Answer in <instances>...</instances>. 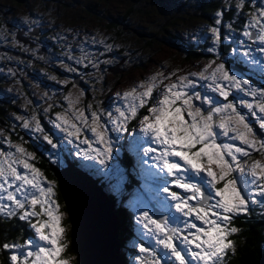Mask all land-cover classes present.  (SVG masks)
Wrapping results in <instances>:
<instances>
[{
    "label": "snow or ice",
    "instance_id": "1",
    "mask_svg": "<svg viewBox=\"0 0 264 264\" xmlns=\"http://www.w3.org/2000/svg\"><path fill=\"white\" fill-rule=\"evenodd\" d=\"M248 2L237 0V11H243ZM222 15L217 12L214 25L207 29L210 37L191 38L197 45L211 40L207 51L214 58L200 71L178 76L155 97L157 77L118 93L123 103L116 106L115 114L91 110L88 105L89 118L85 109H75L78 98L69 96L65 112L50 118L57 135L64 134L61 139L66 140L64 150L69 156L74 150L82 162H95L82 166L107 178L114 145L129 122L147 107L138 134L130 141L146 181L142 185L146 195L125 205L141 241H132L133 264H228L236 250L231 237L240 231L235 219L250 216L254 206L264 213V162L253 158L264 156V86H253L224 59L220 49L232 38L222 32ZM226 27L231 29V23ZM241 35L230 54L264 75V5L247 13ZM68 59L76 60L70 54ZM88 62L98 67V62ZM172 76L161 73L159 83ZM17 119H23L24 129L40 133L51 149L59 147L37 115ZM8 146L14 150H0V219L24 222L32 234L23 243H0V264H70L63 255L66 229L56 181L48 180L33 163L34 152L11 141ZM50 155L56 156L53 163L64 166L59 152ZM123 181L120 176L112 188L117 195Z\"/></svg>",
    "mask_w": 264,
    "mask_h": 264
},
{
    "label": "rangeland",
    "instance_id": "2",
    "mask_svg": "<svg viewBox=\"0 0 264 264\" xmlns=\"http://www.w3.org/2000/svg\"><path fill=\"white\" fill-rule=\"evenodd\" d=\"M67 1L75 7L76 2L83 3L85 0H28L25 5L21 6L9 0H0V40L7 38L10 34L13 35V33H7L6 22L16 27L26 26L29 29L42 27L43 30H50L51 33L54 31L53 35L56 36H51L54 47H51L50 52L45 56L37 57L34 52L24 50L37 59L36 63L0 56V133L3 134L0 135V150L13 151L14 149L8 146V141H11L12 144H19L27 151L34 152L33 163L37 167L41 158L44 157L46 161L59 168L88 173L89 177L99 182L100 185L97 184L102 192L114 199L113 208L115 210L122 208L132 216L131 211L125 205L138 195H146L142 187L146 181L140 175L139 158L135 152L130 150V141L137 136L139 120L147 114V107L141 109L137 118L129 122L128 130L122 134L123 138L114 145L113 159L109 162L111 173L107 178L94 174L95 169L82 166V164L95 162H82L74 150L69 156L68 151L64 150L66 140L61 139L64 134L57 135L58 130L54 129L50 118L54 119L56 113L65 112L68 108L67 97L69 96L73 100L78 98V103L74 105L75 109H85L89 118L91 111L87 110L88 105L92 106L91 110L105 114L112 111L115 114L116 106L123 103L118 98V93L122 95L144 81L157 77V88L153 93L155 97L164 85L171 84L178 76L200 71L214 58L207 51V48L211 46V40H201L197 45L191 38L193 36L210 37L207 29L214 25L217 18L216 13L221 11L223 12L222 32L228 33L232 38L222 46L227 48L226 51L220 49L224 59L229 58L235 64L246 68L245 72H240L234 67L244 78L249 79L253 86H264V75L252 71L245 64L236 62V58L230 54V50L243 39L241 30L247 13L264 5V0H249L243 11H237L235 7L237 0H89L86 4L92 5V8L87 14L85 7L76 13L61 9L60 4ZM8 9L11 10V14L3 17V12ZM238 17L244 18L241 26L237 23ZM76 18L80 21L73 25L72 20ZM114 20L117 24L125 21L124 24L145 33L147 38L139 40L126 32L117 35L116 30L121 31L120 27L114 28ZM229 23L232 25L231 29L226 27ZM97 45H102L104 52L108 53H115L118 50V57L113 61L95 59L96 48L94 47ZM190 45L203 56L188 59L189 54L186 50ZM243 50L240 49L241 53ZM69 54L81 62L76 63V60L68 59ZM254 55L260 56L261 54L254 53ZM120 59H124L122 66H119L123 72L113 76L107 69L116 65ZM89 60L98 62V67H93L88 62ZM69 68H74L76 71H69ZM161 73L165 76H172V73H176V76L160 84ZM74 76L80 77L85 84L84 88H79L73 83ZM198 90L203 91V89ZM247 99L251 100V98ZM50 105L51 108H49ZM46 109L49 111L46 112ZM33 115L38 116L45 131L50 134L54 142L58 143L57 149H51L40 133L24 129L23 119H17V116L28 119ZM85 134L90 136V133ZM142 146L147 147L148 145L143 144ZM67 148L72 150L71 145H67ZM56 152L60 153V159L64 162L63 167L52 162L56 156L50 153ZM253 158L264 162V156L257 154ZM122 159H127L129 162L124 164ZM100 167L96 164V168ZM44 176L50 181H56L54 178H48L45 173ZM120 176L124 177V181L120 195H117L112 188L117 184ZM57 189L56 182V199L59 201ZM59 206L61 212L64 213L62 224L66 229L68 247L67 233L70 224L69 221L65 224L67 213L63 204ZM252 214L264 219V213L261 212L259 206L253 207ZM133 225L134 221L131 220L132 231L127 234V241L119 250V252H126L123 255L122 264H133L135 251L132 241L135 240L137 244L141 242L136 236ZM63 255L69 259L70 264H74L76 257L67 254V249ZM77 257L79 260L80 256ZM82 264H86L85 260H82ZM88 264H93V262ZM117 264L120 262L118 261Z\"/></svg>",
    "mask_w": 264,
    "mask_h": 264
},
{
    "label": "water",
    "instance_id": "3",
    "mask_svg": "<svg viewBox=\"0 0 264 264\" xmlns=\"http://www.w3.org/2000/svg\"><path fill=\"white\" fill-rule=\"evenodd\" d=\"M12 1L17 5H23L26 2V0ZM9 13L10 11H5L3 16H8ZM123 28H130L140 39L147 37L146 34L135 28H131L128 24H123ZM15 38L23 43L28 42V39L23 37L22 30L16 31ZM0 50L1 52L5 51L3 47H0ZM7 53L21 58L25 57L24 54L12 50H7ZM121 63H123V61ZM122 72L119 65L115 66L110 71L113 76ZM73 83L79 88H84L85 86L78 76L74 77ZM257 131L259 132L260 130L257 128ZM48 169L55 177L66 207L73 245L75 247V252L80 256V263L82 264V260H85L86 264L94 261L88 258L83 249L79 247L78 243L81 239L88 241V244L84 245V247L89 250L90 248H94L92 246H94L102 236L113 233L112 237L114 238V242L112 244V253H110V255L107 253L108 255L106 254V257L98 258V260L95 258L93 259H95L96 264H100L101 262L105 263L106 261H110L112 264H117L119 261L120 264H122L119 258L120 246L118 242V225L113 204L102 192L101 187L97 184L98 182L77 169V171H75L69 168H59L50 162H48ZM257 264H264V255L260 256Z\"/></svg>",
    "mask_w": 264,
    "mask_h": 264
},
{
    "label": "trees",
    "instance_id": "4",
    "mask_svg": "<svg viewBox=\"0 0 264 264\" xmlns=\"http://www.w3.org/2000/svg\"><path fill=\"white\" fill-rule=\"evenodd\" d=\"M237 23H239L241 26L244 23V18L238 17ZM240 26L238 27L240 28ZM221 50L226 51L227 48L225 49L224 47H221ZM186 52L189 54L187 56L188 59H192V58L196 59V58H200L203 56L202 53L195 51L191 45L188 47ZM227 61L229 65L237 68V70H239L240 72L246 71V68L242 67L241 65L235 64V62H233L229 58L227 59ZM36 158L40 159V157H36ZM122 162L124 164H127L129 161L127 159H122ZM73 165L76 166L75 164ZM38 167L45 173V175L48 178L55 179L53 174L49 171L48 161H46L44 157L41 158L40 163L38 164ZM134 183L136 184V182ZM57 190H58L57 198L59 200L58 202L59 204H63L64 210L66 211V207L64 205L59 188ZM108 199L111 201L112 204L115 202L114 199L109 195H108ZM114 213H115L117 225H118V242H119V246L121 249V247H124L127 241V234H129L132 231L131 219H130L131 214L127 213V211L122 208H119L118 210L114 209ZM68 221L69 219L67 215V218L65 219V224H68ZM234 226H237L240 231L238 234H234L231 237V240L235 244L236 250L234 254L229 256L228 264H257L260 256L264 255V233H263L264 219L261 216H258L256 214H251L250 216L241 215L235 219ZM31 234L32 233L30 229L28 228V225L24 222L18 221L13 218H9L7 220L0 219V243H3V242L11 243L13 241L17 243H23L24 239L28 235H31ZM67 239L69 242L68 247H67V254H71L72 256L76 257L74 260V264H81L80 261L77 259L78 254L75 252L74 247H73L72 234H71L70 229L67 233ZM124 254H126L125 251L119 252V258L121 259V261H124V257H123ZM107 255L105 254L102 257H106ZM98 258L100 259L101 257H98ZM98 258H95V259L98 260ZM90 259H92V261L94 260L93 264H96L95 259L93 258H90ZM107 259H110V258H107ZM100 264H112V263L110 261L108 262L106 261L105 263L101 262Z\"/></svg>",
    "mask_w": 264,
    "mask_h": 264
},
{
    "label": "flooded vegetation",
    "instance_id": "5",
    "mask_svg": "<svg viewBox=\"0 0 264 264\" xmlns=\"http://www.w3.org/2000/svg\"><path fill=\"white\" fill-rule=\"evenodd\" d=\"M9 1H11L13 4H15L12 0H9ZM27 1L28 0H26V2L23 5H25L27 3ZM88 1L89 0L83 1L84 4L80 3V2H76L75 3V7H72L71 2L67 1V2L61 3L60 6H61V9L65 10V11L70 10L73 13H76L79 10H81V8L85 7V12L87 14L92 8V5L86 4ZM15 5H17V4H15ZM5 11H10L9 15L11 14V10L8 9V10H5ZM8 16H3V17H8ZM78 21H80L79 18H76V19L72 20L73 25H74V23H76ZM114 23H115L114 28L120 27V31L121 32H119L118 30H116V32H115L117 35L119 33L122 34V33L126 32V33L132 34L133 36H135L139 40H145L147 38L146 37V38L140 39L131 31L130 28L124 29L123 28V24H124L123 22H120V23L117 24V22L114 20ZM5 27H6L5 29H6L7 33H13V35L10 34L12 36V38H11L10 35H8L7 38H4V39L0 40V47H3L5 49V51H2V52L0 50V56H2V57H10V58H13L14 60L24 61V62H27V63L28 62L36 63L37 59L32 57V56H30L29 54H27L24 50H30V51L34 52L37 57H40V56H45L48 52H50V48L54 47L53 43H52V38H51V36L56 37L55 35H53L54 31L51 33V32H49L50 30H43L42 27H33L31 29H29L26 26L25 27H16L13 24L7 23V22L5 23ZM131 28H134V27H131ZM17 30H22L23 31V37L27 38L28 42L23 43V42L18 41L15 38V34H16ZM94 48H96V52L94 54V57L97 60L113 61L116 57H118V50L115 53H113V52H109L108 53V52H104V48H103L102 45H97ZM7 50H12V51H15V52H19L21 54H24L25 57L21 58V57L14 56L12 54L7 53ZM122 61H124V59H120L116 65H114L111 68H108L107 70L110 72L111 69L114 68L117 65H119L121 67L122 66L121 62ZM76 68L78 70H80L79 67H76ZM24 72H26V70H24ZM74 77H77V76H74Z\"/></svg>",
    "mask_w": 264,
    "mask_h": 264
},
{
    "label": "bare ground",
    "instance_id": "6",
    "mask_svg": "<svg viewBox=\"0 0 264 264\" xmlns=\"http://www.w3.org/2000/svg\"><path fill=\"white\" fill-rule=\"evenodd\" d=\"M107 195V194H106ZM111 235V236H110ZM110 235H104L99 239L96 244L90 248L89 250L85 249L84 245L88 244L87 240H80L78 245L83 249V251L86 253L88 258H98L102 257L107 253L112 252V244L114 242V238L112 237L113 233H110ZM89 239V238H88ZM73 243V239H72ZM90 246V245H89ZM74 247V245H73ZM75 250V247H74Z\"/></svg>",
    "mask_w": 264,
    "mask_h": 264
},
{
    "label": "clouds",
    "instance_id": "7",
    "mask_svg": "<svg viewBox=\"0 0 264 264\" xmlns=\"http://www.w3.org/2000/svg\"><path fill=\"white\" fill-rule=\"evenodd\" d=\"M110 255V254H109Z\"/></svg>",
    "mask_w": 264,
    "mask_h": 264
}]
</instances>
